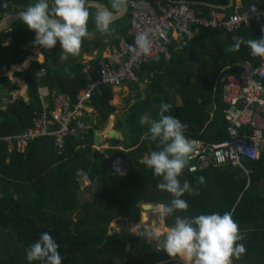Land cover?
<instances>
[{
  "label": "trees",
  "instance_id": "trees-1",
  "mask_svg": "<svg viewBox=\"0 0 264 264\" xmlns=\"http://www.w3.org/2000/svg\"><path fill=\"white\" fill-rule=\"evenodd\" d=\"M147 1L153 7L168 5L165 0ZM171 1L226 4L225 0ZM241 1L245 7L264 4V0ZM31 2L0 0V21L11 13L24 10ZM210 11L201 8L197 16H207ZM256 25L242 27L231 35L216 30L198 31L185 48L171 53L168 63L162 61L144 66L162 73L154 76L143 100L136 91L134 103L130 104L126 99L127 110L121 119L116 117L114 129L121 132L123 150L107 149L99 153L91 147L93 131L104 125L116 111L110 104L113 93L106 87L96 91L90 100L96 115L95 125L83 140L67 137L62 155H56L52 138L30 143L25 153L7 154L5 146L0 144V264H29L25 249L43 232H48L57 241L62 264H158L172 260L174 257L167 256L143 235L109 232L112 220L137 223L141 204H166L170 198L156 187L159 178L140 163L144 156L156 150V144L147 139V125H141L139 117L149 114L151 118H157V106L163 101L169 105L171 115L187 124V137L210 144L224 141L227 135L221 112L224 108L222 84L226 76L236 74V64L252 60L244 45L236 52L228 51V48L237 37L259 38L260 26ZM125 32H121L122 36ZM34 36L20 21L14 23L9 33H0V70L22 64L31 49H40L44 56L43 64L33 62L29 70L16 75L28 84L27 102L21 98L9 102V93L17 87L0 73V108H3L0 109V136L20 133L31 125L33 113L40 108L34 77L36 71H45L44 81L49 95L62 93L73 99L85 84L79 63L72 62L67 69L54 67L52 53L59 49V45L49 50L34 47ZM189 53L199 66L196 70L187 64ZM98 61L90 64L95 66ZM181 66L183 69L178 70ZM192 78L196 80L192 81ZM3 93L8 101L5 104ZM172 95L179 99V105L172 107ZM115 159L124 162L125 175H111ZM241 164L250 171L248 177L240 168L231 166L194 173L185 168L181 179H187L193 187L199 188V194H185L183 198L188 209L176 214L195 216L231 211L245 237L241 242L246 248V253L233 264H264V139L260 143L258 158L243 160ZM79 169L86 170L95 183L93 189L83 191L89 197L82 202L74 179V173ZM199 176L204 177L203 186L196 180ZM162 220L165 228L173 223V217H162Z\"/></svg>",
  "mask_w": 264,
  "mask_h": 264
},
{
  "label": "built area",
  "instance_id": "built-area-1",
  "mask_svg": "<svg viewBox=\"0 0 264 264\" xmlns=\"http://www.w3.org/2000/svg\"><path fill=\"white\" fill-rule=\"evenodd\" d=\"M126 7L125 36L110 43L106 56L89 69L84 86L73 99L54 93L48 103L47 89H37L40 108L34 112L31 125L21 133L0 136V144L5 146L7 153L23 152L27 145L38 139L52 138L56 155H62L67 137L83 140L87 131L92 129L83 120L89 112L92 95L102 87L113 90L140 86L137 71L162 60L169 61L173 43L182 49L198 31L216 30L223 35H231L242 27L259 24L261 34L264 28V4H251L245 10L230 15L216 11L208 18L197 16L182 3L153 7L147 0H128ZM141 31L149 32L151 53L132 58L127 47L133 44L135 36ZM238 67L237 75L227 77L221 88L227 137L214 144L188 137L194 142L187 168L190 173L231 166L240 168L248 177L250 171L241 162L258 158L260 143L264 139V58L252 57L251 61H243ZM44 75L43 69L34 73L36 79ZM189 168L193 170L189 171ZM125 173L124 162L115 159L111 175L123 176ZM74 179L79 191L89 189L93 184L86 170L75 171Z\"/></svg>",
  "mask_w": 264,
  "mask_h": 264
},
{
  "label": "clouds",
  "instance_id": "clouds-1",
  "mask_svg": "<svg viewBox=\"0 0 264 264\" xmlns=\"http://www.w3.org/2000/svg\"><path fill=\"white\" fill-rule=\"evenodd\" d=\"M109 3L110 10L97 9L93 17L95 30L100 34L111 33V26L117 14L123 12L127 0H109ZM17 18L35 34L34 47L49 50L58 44L62 50L60 61L79 55L82 40L93 35L87 27L90 19L87 0H32L24 10L17 12ZM241 45L252 57L264 58V28L259 38L237 37L228 51H239ZM151 47L149 32L141 31L127 47V52L132 58L148 56ZM157 109V118L149 114L140 118V124L147 125V139L156 144V150L144 156L140 163L159 178L156 187L169 195L166 204H156L155 208L161 217H173V223L163 232L153 227L149 236L158 241L160 250L167 256L178 257L183 264H233L246 253V248L241 242L245 237L231 211L195 216L176 214L188 209L185 194H199V188L181 179L192 158L194 142L185 135L187 124L170 114L166 102L161 101ZM196 180L203 186V176ZM25 258L29 264H62L59 245L48 232L39 234L38 239L26 247Z\"/></svg>",
  "mask_w": 264,
  "mask_h": 264
},
{
  "label": "crops",
  "instance_id": "crops-1",
  "mask_svg": "<svg viewBox=\"0 0 264 264\" xmlns=\"http://www.w3.org/2000/svg\"><path fill=\"white\" fill-rule=\"evenodd\" d=\"M87 1H89V0H87ZM90 1H93V0H90ZM225 1H226V4L225 5H216V6L223 7L225 9H212L210 7H204V6H200V5H187L185 3H182L183 1H179V3H182V4L187 5L196 15H199L200 14L201 8H208V9H210L211 11L208 13L207 16L200 15L201 17H204V18H208L212 12H216V11L217 12H222L225 15H230V14H233V13H236V12H241V11L245 10V8L248 6L247 5L245 7L243 5V3H242L241 0H232V4L231 5L229 4L228 0H225ZM94 2H96L99 5H102L103 8H109V10H110L109 0H106V1H94ZM166 2H167V4L173 3L171 0H170V2H168V1H166ZM184 2H189V1H184ZM191 2H200V1H191ZM205 3H207V2H205ZM212 5H215V4H212ZM249 5H251V4H249ZM252 5H255V4H252ZM88 9H89V12H90V19H89V22H88V26L87 27H88L89 31H91L93 33V35L91 37H89V38H86V39H83L82 40V44H81V49H80L79 55H77L75 57H71L70 56L65 61H60V55H61V51H62L60 49V47H59V49L57 51H53L52 56L54 58V64H52V65L54 67L56 66V67H61V69H67V68H69L71 66V63L72 62L79 63L82 66L83 74L86 75V73L89 71V69L91 67H93L90 63L92 61H95V60L98 61V60L103 59L106 56V53L108 51V47H109L110 43H112L115 39L122 37V33L121 32H123V30H126V28H127L126 14H124L119 19L114 20L113 25L111 26L112 30H111V33L110 34H100V33H98L95 30V27H94L93 16L95 14V9H94V7H88ZM17 21H19V20H17ZM17 21H15L14 23H16ZM14 23H13V25H14ZM13 25L11 26L10 30L7 31L8 33L12 30ZM258 25H256V26H258ZM9 41H10V38L7 39V42H9ZM84 41H86V42H84ZM179 50H182V49H179L177 47L176 43H173V46L171 48V53H175V52H177ZM34 52L35 53L38 52L39 56L37 55V53L34 54ZM39 57H41L40 61L38 60ZM170 57H171V55H170ZM26 58H29V60L26 59ZM204 58H206V57H204ZM186 59H187V64L192 65L195 70L199 68V66L195 63L194 57L192 56L191 53L187 54ZM162 61L165 62V63H168V61H164V60H162ZM162 61H160V62H162ZM23 62H25L24 65H23V63L22 64H17V65H11V66H9L8 69H6L5 67H3L2 70L4 72H1L0 71V73H1L2 76L7 77L11 81V83L15 84L16 87H17L16 90H13L12 92L9 93L10 96H11V100L9 102H12V101H14L17 98H21V99H23L24 102H27V100H28V96H27L28 84L24 80H22L21 78L17 77L16 75L19 74V73H22L24 71L29 70L30 65L33 62H36L38 64H43L44 63V56L41 53L40 49H31L30 50V54L25 57V59H24ZM190 63H192V64H190ZM19 65H23V67L21 69H18L16 72H14L13 70H11V71H13L12 78H9L10 77L9 76L10 69L12 67H14V66H19ZM152 65H156V64H152ZM164 65L168 66L169 64H164ZM238 66H239V63L236 64V67L234 65L232 67L237 68L238 71H239V67ZM143 67H141L137 71L138 72L139 81H140V84L141 85L140 86H134V89H131V90L129 89L130 92L128 91V87L119 88V89H113V90H111L112 93H113V98L112 99H115L116 98L115 92H118V93L119 92H122V93L123 92H128V93H124V94L128 95L132 91L135 92V95L137 94V92H139L140 93V99L141 100H143L145 98L146 92L148 91L147 86L152 85V81H153L152 79L154 78V76L156 74H161L162 71L156 70V69H152V68H151V70H148L147 68H143ZM183 67L184 66L179 67L178 70L183 69ZM162 69H164V67ZM224 70H225V68L223 69V71ZM238 71L234 75L231 74V75L226 76V78L229 77V76H236L237 73H238ZM5 73H7V75L9 77ZM14 78H15V80L16 79L17 80H20L21 81V84L18 85L16 83V81H14ZM40 80H43L44 81V77L41 78V79H36V81H37L36 88L37 89L42 88V87H38V82ZM195 80L196 79L192 78V81H195ZM85 81H86V79H85ZM43 87L46 88L45 81H44V86ZM37 89H36V91H37ZM53 94L49 95V98L47 97V100L46 101L48 103H50L51 97H52ZM135 95H134V97H135ZM2 96H3V99H2L3 103L4 104L7 103L8 101L5 99V93H3ZM14 96H15V98L12 99V97H14ZM134 97L132 99L129 98L130 104H132L131 103L132 101L134 103V101H135L134 100ZM175 98H177V97H175V96L172 95V99H173L172 100V104H171L172 107L175 105L174 104ZM125 100H123L124 103H125ZM212 108L214 109V107H212ZM0 109H3V108L1 107ZM126 110H127V107H126V103H125L124 110H122L121 112H119L120 114L118 113V116H116V117H118V119H121L122 113H124ZM37 111H39V109ZM37 111H35V112H37ZM95 116L96 115H95L92 107L90 106L89 112L83 117V120H84V122H86L87 124H89L90 126H92V128H93V126L95 125ZM116 117L114 116L111 119V115H110L108 117L106 123L104 125H102L101 127H99L96 130V131H99L100 132V145H101V147L104 148V150L102 152H99L98 151L99 153H103L107 149H110V150H123L122 148H120V147H122L121 146V142H122L121 132L114 129V124H115ZM139 118H141V116ZM106 125H108V126H106ZM105 127L107 129H113V130H115L119 134V140L116 141V142H118V144H116V146H114L111 143H109V139H108V137H107V135L105 133L106 132V128ZM14 134H17V133H14ZM189 138H192V137H189ZM27 147H28V145L26 146L25 150L23 151L24 153L26 152ZM93 149L96 150L94 147H93ZM23 152H13V153H23ZM7 154H9V153H7ZM78 190H79V186H78ZM79 193H80L79 194V200L81 202L88 200L87 198H85V196H84L85 194H84L83 191H79Z\"/></svg>",
  "mask_w": 264,
  "mask_h": 264
},
{
  "label": "rangeland",
  "instance_id": "rangeland-1",
  "mask_svg": "<svg viewBox=\"0 0 264 264\" xmlns=\"http://www.w3.org/2000/svg\"><path fill=\"white\" fill-rule=\"evenodd\" d=\"M27 59V58H26ZM29 60V58H28ZM40 61V58L38 59ZM24 63V62H23ZM28 65V64H27ZM23 67V66H22ZM21 67V68H22ZM19 68V69H21ZM24 69V68H23ZM13 70L14 72L17 71L18 69H10V71ZM1 72H4L2 69L0 70ZM9 71V72H10ZM13 71H11L9 73V75L12 77V73ZM22 71V70H21ZM7 75V73H5ZM8 76V75H7ZM9 77V76H8ZM10 78V77H9ZM16 83L18 85L21 84V81L20 80H15ZM136 86V85H134ZM134 86H130L128 87V91L130 92L131 89H134ZM130 89V90H129ZM115 92V91H114ZM124 93H128V92H115L116 94V98L115 99H112V101L110 102L111 105H113L115 108H116V111L113 115H111V119L115 116H118V113L121 112L122 110H124V107H125V103L123 100L125 99H132L135 95V92L132 91L130 94L126 95ZM125 95V96H124ZM14 97H12V99H14ZM133 103V101L131 102ZM175 105H179V99L178 98H175V102H174ZM120 114V113H119ZM108 137V136H107ZM109 139V137H108ZM109 143H111L112 145L116 146V144H118V142L116 141H110L109 139ZM122 148V147H120ZM123 149V148H122ZM95 186V183L92 184V188L93 189ZM85 198H88L89 195L88 194H85L84 195ZM141 206V205H140ZM141 209V208H140ZM142 211V210H141ZM141 213V212H140ZM150 213V214H149ZM148 220H146L145 222H141V220H139V222L137 223H130V222H127V221H124V220H112L109 224V232H120V233H125V234H131V235H143L145 236V238L149 241V242H154L156 243V245L158 246V241L155 240V239H152L150 238L149 236V233L152 231L153 227H157L159 229L163 228L164 225H163V220H162V217L159 215L158 213V210H156V208H153L151 209L148 213ZM133 225V226H132ZM133 227V228H132ZM135 227V228H134ZM165 229V227H164ZM163 229V230H164ZM163 230H161V232H163ZM158 264H183V261L180 260L178 257H174L172 260L170 261H165V262H161V263H158Z\"/></svg>",
  "mask_w": 264,
  "mask_h": 264
},
{
  "label": "water",
  "instance_id": "water-1",
  "mask_svg": "<svg viewBox=\"0 0 264 264\" xmlns=\"http://www.w3.org/2000/svg\"><path fill=\"white\" fill-rule=\"evenodd\" d=\"M168 2H170V0H166ZM229 4L231 5L232 4V0H228ZM182 3H185L187 5H200V6H204V7H210L212 9H225L223 7H220V6H216V5H212V4H209V3H205V2H182ZM87 7H94L95 9V12L97 9H100V8H103L102 5H99L97 4L96 2L94 1H87ZM105 7V6H104ZM97 8V9H96ZM126 10H127V7L124 8L123 12L122 13H119L117 14V18L116 19H119L120 17H122L124 14H126ZM94 17V16H93ZM115 19V20H116ZM19 20L17 18V13H11L7 16H5L1 21H0V33L2 32H7L10 30L11 26L13 25V23L15 21ZM44 86V81L43 80H40L38 82V87H43ZM108 126V125H106ZM106 128V127H105ZM106 135L109 137L110 140H113V141H117L119 140V134L113 130V129H107L106 128ZM92 145L93 147L99 151V152H102L104 150L103 147H101L100 145V132L99 131H93L92 133ZM141 208V213H140V220L141 222L143 223V220L145 219V216L144 214L147 215V213L155 208V205H152V204H141L140 206ZM147 218H148V215H147ZM158 249L159 248V245H158Z\"/></svg>",
  "mask_w": 264,
  "mask_h": 264
},
{
  "label": "bare ground",
  "instance_id": "bare-ground-1",
  "mask_svg": "<svg viewBox=\"0 0 264 264\" xmlns=\"http://www.w3.org/2000/svg\"><path fill=\"white\" fill-rule=\"evenodd\" d=\"M175 3H179V2H175ZM175 3H171V4H175ZM171 4H168V5H171ZM37 53V55L39 56V54H38V52H36ZM40 59H41V57H39ZM28 59V58H27ZM15 69H18V68H15ZM10 73V72H9ZM10 76V75H9ZM11 77V76H10ZM150 214V213H149ZM144 216H145V219L143 220V222H145L146 220H148L147 219V215L146 214H144ZM133 226V225H132ZM133 228V227H132ZM135 228V227H134ZM164 229V227L163 228H161L160 230H163Z\"/></svg>",
  "mask_w": 264,
  "mask_h": 264
},
{
  "label": "flooded vegetation",
  "instance_id": "flooded-vegetation-1",
  "mask_svg": "<svg viewBox=\"0 0 264 264\" xmlns=\"http://www.w3.org/2000/svg\"><path fill=\"white\" fill-rule=\"evenodd\" d=\"M34 54H36L35 52H34ZM24 64V63H23Z\"/></svg>",
  "mask_w": 264,
  "mask_h": 264
}]
</instances>
